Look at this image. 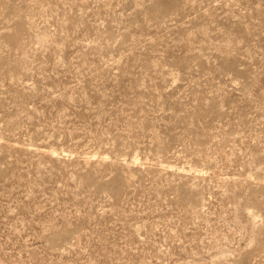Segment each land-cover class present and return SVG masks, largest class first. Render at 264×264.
Instances as JSON below:
<instances>
[{
    "label": "rangeland",
    "instance_id": "374dc122",
    "mask_svg": "<svg viewBox=\"0 0 264 264\" xmlns=\"http://www.w3.org/2000/svg\"><path fill=\"white\" fill-rule=\"evenodd\" d=\"M0 264H264V0H0Z\"/></svg>",
    "mask_w": 264,
    "mask_h": 264
}]
</instances>
